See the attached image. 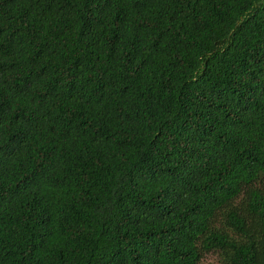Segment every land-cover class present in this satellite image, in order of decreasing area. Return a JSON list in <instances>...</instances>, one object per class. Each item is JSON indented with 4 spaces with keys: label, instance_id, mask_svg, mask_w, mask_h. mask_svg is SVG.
<instances>
[{
    "label": "trees",
    "instance_id": "1",
    "mask_svg": "<svg viewBox=\"0 0 264 264\" xmlns=\"http://www.w3.org/2000/svg\"><path fill=\"white\" fill-rule=\"evenodd\" d=\"M264 264V0H0V264Z\"/></svg>",
    "mask_w": 264,
    "mask_h": 264
},
{
    "label": "rangeland",
    "instance_id": "2",
    "mask_svg": "<svg viewBox=\"0 0 264 264\" xmlns=\"http://www.w3.org/2000/svg\"><path fill=\"white\" fill-rule=\"evenodd\" d=\"M216 254L215 253H212V252H209V253H206L202 259L203 263H215L216 261Z\"/></svg>",
    "mask_w": 264,
    "mask_h": 264
}]
</instances>
